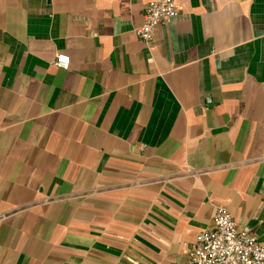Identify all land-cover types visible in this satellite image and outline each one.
I'll list each match as a JSON object with an SVG mask.
<instances>
[{"label":"crops","instance_id":"obj_1","mask_svg":"<svg viewBox=\"0 0 264 264\" xmlns=\"http://www.w3.org/2000/svg\"><path fill=\"white\" fill-rule=\"evenodd\" d=\"M148 1L0 0V264H185L216 204L264 245V0L150 48Z\"/></svg>","mask_w":264,"mask_h":264},{"label":"built area","instance_id":"obj_2","mask_svg":"<svg viewBox=\"0 0 264 264\" xmlns=\"http://www.w3.org/2000/svg\"><path fill=\"white\" fill-rule=\"evenodd\" d=\"M177 13V0L148 1L143 9V23L136 34L145 46L152 47L156 27L171 22ZM54 64L68 69L69 56L58 53ZM185 264H264V245L249 225L236 223L224 205L216 204L212 224L200 231L189 245Z\"/></svg>","mask_w":264,"mask_h":264}]
</instances>
